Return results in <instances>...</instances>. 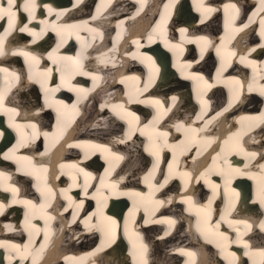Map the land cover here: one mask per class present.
I'll list each match as a JSON object with an SVG mask.
<instances>
[{
    "label": "bare ground",
    "instance_id": "bare-ground-1",
    "mask_svg": "<svg viewBox=\"0 0 264 264\" xmlns=\"http://www.w3.org/2000/svg\"><path fill=\"white\" fill-rule=\"evenodd\" d=\"M58 1H62L63 9L51 5L48 14L52 16H42L39 13L41 9L49 6L38 2L35 18L30 17L31 21L26 22L29 15L20 14L23 0H18V16H25V19L16 21L12 35L20 40L12 47L6 46L9 52L0 61V68L8 70L7 73L0 72V91L4 92V105L0 110L4 116L0 118V139L5 135L6 140L13 134L5 142V148L0 145V173H3L0 176V204L4 205L0 211V264H21V255L25 251L30 255L23 260V264H33V258L35 264H260L261 261L264 264V257L251 254L264 250V230L260 228L261 222H264V204L261 203L264 198L261 193V186L264 185V170L261 169L264 165V36L261 35L264 32L261 26L264 4L261 0H217L219 4L213 6L204 5L209 0H188V3L183 0L189 7L179 6L180 16H197L198 20L200 16L201 22L210 14L220 15L223 19L221 24L213 19L206 24L207 27L215 25L214 32L222 31L219 36L210 30L196 32L189 26L182 27L177 18H171L172 9L179 0H167L162 6L164 0H127L126 3L123 0H114V3L102 0L103 9L112 6L117 11L97 10L90 14L93 17L89 16V8L80 4L81 0H71L70 7L69 0ZM214 1L210 0V3ZM144 4L146 8L143 11ZM85 8L87 19L74 16ZM56 9L59 12L55 16ZM204 9L213 11L205 13ZM63 14L66 16L62 19ZM244 16L249 17L239 19ZM6 22V19L1 20L0 27L3 28ZM110 25H114L113 29L109 28ZM25 26L31 31L19 30ZM12 29L3 35L4 39L10 36ZM181 29L186 31L181 33ZM32 32L40 35L34 36ZM43 36L47 39L55 36L56 43L48 44ZM200 37L207 39L199 40ZM217 38L220 40L218 43ZM12 42L14 39H11ZM67 42L74 49L66 45ZM89 45L96 46L98 53L88 55L85 48ZM193 46H196V52L192 55ZM217 49L221 50L218 52ZM22 52L37 57L39 64L35 65ZM167 52L172 61L164 60ZM50 53L52 59H49ZM222 53L224 56H221ZM88 56L95 58L94 63H101L102 67L94 65L96 71L89 70L86 65ZM60 57L71 59L59 60ZM146 57L152 59L147 60ZM223 58L227 62L235 60L240 66L235 67V72L224 74L227 65L219 64L218 67L215 64V60L222 62ZM19 60L27 64V69L17 65ZM48 60L49 66L45 64ZM45 69H52L50 75L56 72L58 76L64 69L60 89L69 92L73 102L57 103L63 96L59 91L56 97V92L48 94L46 103L39 75ZM80 74L91 84L77 80ZM193 75L204 79H192ZM50 78L49 82L46 81L47 88L61 85L62 76L58 80L54 76ZM184 81L192 82V95ZM195 82L202 84L195 88ZM119 85L125 88L122 98L118 92L123 89ZM77 86L84 91L73 90L78 89ZM92 91L95 95L91 96ZM173 97L176 99L173 100ZM154 101L160 103L155 104ZM49 104L52 106L49 107ZM73 105H76L75 109ZM120 105H123L122 109L118 107ZM209 106L212 107L210 111ZM12 108L16 109V114L7 111ZM67 111L80 112L81 120H77L75 126L66 132L65 128L75 118L61 122L58 115ZM126 113H133L138 121L133 117L127 118ZM167 114L172 117L163 121ZM55 115V122L43 123V117L51 119ZM129 120H133L131 129L126 128ZM124 124L126 127H123ZM29 125L36 127L33 129ZM182 125L201 130L197 140L190 135L186 140L172 141L171 127L173 131L183 133ZM60 131H65L68 136L67 145L60 150L65 154L49 160L53 154L51 146ZM136 132L141 136L140 140L136 135L134 137ZM91 137L96 141L94 144L79 142ZM241 137L245 140L237 141ZM167 140L169 146L181 148V154L190 153L191 146H198L193 148L191 158L194 168L208 163L206 167L193 171L199 176L193 179L190 187H187L188 176L180 177L181 171L178 174L169 171L170 175L165 177L167 184L161 178L151 181L155 173L145 183V177L137 171L139 165L147 169L153 163L148 168V176L157 162L162 164L160 148ZM218 141L222 143L221 150L217 148ZM211 147L215 148V153L210 150ZM91 149H98L99 154L87 165L84 159L88 156H84V150ZM203 150L207 152L203 161L193 165L194 159ZM27 152H30L29 159H22ZM153 152H158V156ZM252 153L256 154L255 157L251 156ZM233 154L236 158L231 162L229 158ZM77 157L79 159L74 162L69 161ZM5 160L15 165L14 173ZM108 161L111 164L123 161L122 168H119L117 178H109L110 172L106 174L107 187H100L101 195L98 196L100 192H97L98 188L94 189L93 183L103 177H99L100 174L94 170ZM209 165L215 169L212 173L219 178L207 173L205 169ZM165 169H158V172L169 170L168 167ZM234 169H239V173ZM57 171L59 174H56ZM85 172L90 176L86 178ZM69 174L77 175L74 192L71 187L64 188L66 175ZM48 177L51 179L47 180ZM178 177L177 186L175 181ZM71 178L68 180L72 181ZM113 184L117 185L116 192L129 195H114L110 187ZM161 184L164 187L161 188ZM11 189L17 191L13 193ZM35 193L39 194L40 201L36 200ZM134 193L141 196L136 197L132 195ZM189 197L191 204L185 202ZM14 200L31 201L32 204L13 203ZM157 206L161 208L158 216L155 215ZM9 207L15 212L12 218L4 212ZM202 208L210 218H205V214L200 212ZM100 209L104 216L118 222L119 227L111 237L101 231ZM148 209L151 213L146 214ZM21 213L22 217L17 215ZM168 220L175 223L169 224ZM117 231L122 233L121 238H117ZM238 233L239 239L247 242L248 248L236 242ZM36 238L37 242L40 241L39 247L35 246ZM172 239L174 242L170 243ZM123 243L125 248L120 246L116 249ZM141 244L146 245V249ZM12 245H19L20 251L17 252ZM161 246L164 248L159 250ZM224 246H227L226 251ZM228 253H235V259Z\"/></svg>",
    "mask_w": 264,
    "mask_h": 264
},
{
    "label": "snow or ice",
    "instance_id": "snow-or-ice-1",
    "mask_svg": "<svg viewBox=\"0 0 264 264\" xmlns=\"http://www.w3.org/2000/svg\"><path fill=\"white\" fill-rule=\"evenodd\" d=\"M261 4H264V0H261ZM36 7H37L36 0H23V11L28 13L29 17H31L32 19L35 18L34 17V11H35ZM231 7L235 8V5H231ZM19 9H20V4L18 3V0H0V20H5L6 19L7 23H8V29H5V33H7L9 31V29H12V28L15 27L16 19H17L18 14H19ZM198 10H200V9L198 8ZM49 11H51V9ZM204 11L211 12L213 10L212 9H204ZM93 19H95V17ZM261 26L264 27V20H261ZM19 30L21 32L31 31L30 29L27 28V26H25L23 28H20ZM180 31H181V33H184L186 31V29H181ZM32 34L34 36H39L40 35L39 33H36V32H32ZM261 35L264 36V32H262ZM149 39H151V37ZM206 39H207L206 37H200L199 38V40H204V41H206ZM3 41H4V36L0 35V55L3 54ZM57 47H59V45ZM55 51H56V49L53 50V52H55ZM202 52H203V49H202ZM21 54L24 55L25 57H30L31 61H33L35 65L39 64V59L37 57H35V56H31L30 53L22 52ZM49 59H52V54L51 53L49 54ZM65 59H71V58H65V57H60L59 58V60H65ZM146 59L147 60H151L152 58L151 57H146ZM53 63H57V60H53ZM74 63L78 64L79 62L78 61H74ZM153 65H154V62H153ZM188 67H191V65H188ZM65 68H67V66H65ZM61 71H62V83H61V85H58L57 87L51 88V89L46 87V80L50 76V74L52 72V69H45L44 72L39 73V75L43 78V79H41L40 83H41V86L45 89L46 103H47V95L59 91L60 87L63 86V71H64V69H62ZM0 72L7 73L8 70L5 69V68H0ZM84 74L88 75V73H84ZM217 74L219 75V70H218ZM11 75L14 76L15 74L12 73ZM29 78L31 79L32 77L30 76ZM191 78L192 79H197V80H203L204 79L202 76H196V75H193ZM93 79L95 80L96 77H93ZM7 80H8V77L6 75L5 76V81L7 82ZM205 83H207V81H205ZM237 83H239V82L237 81ZM208 87H211V85H208ZM73 90L78 91V92L84 91L83 89H73ZM175 99L176 98L173 97V100H175ZM57 103L63 104L62 101H59ZM154 103L155 104H159L160 102L159 101H154ZM3 105H4V92L0 91V110L3 109ZM48 106L51 107L52 105L49 104ZM64 107L66 108L67 105H64ZM72 107H73V109H75L76 105H73ZM118 107H120L122 109L123 105H120ZM7 111H9L10 113L16 114V109H14V108L8 109ZM126 117H133L137 121L139 119L138 117H134L133 113H126ZM126 117L122 116L121 118H126ZM128 122H129V126H130V129H131L132 120H129ZM16 127H21V126L16 125ZM29 127L35 129L36 126L35 125H29ZM45 135H47V133H45ZM161 135L166 136L167 134L166 133H162ZM130 137H131V130L129 132V138ZM150 139H151V137H150ZM79 146L80 145H77V147H79ZM152 154L158 156V152H153ZM255 155H256L255 153L251 154L252 157H255ZM22 159L27 160L29 158L23 157ZM118 159H122V157H118ZM157 166H158V162H157V165H154L153 172L149 173V175L144 178L145 179V183H148L150 178L152 176H154L155 168ZM61 167H65V166L61 165ZM71 167L75 168V167H78V166L77 165H71ZM169 167L171 168V165ZM261 169L264 170V165H261ZM79 171L83 172L84 170L83 169H79ZM233 171L236 172V173H239L240 170L239 169H234ZM221 174H223V173H221ZM84 175L87 178L88 176H90V173H86L85 172ZM185 175H187V174H185ZM0 176H3V173H0ZM75 179H76V177H73L74 181H75ZM262 179H264V178H262ZM226 182H227V177H226ZM167 183H168V180L165 179L164 184H167ZM85 184H86L85 192L87 193V180L85 181ZM164 184H161L160 187L161 188L164 187ZM101 185L105 186L103 179L101 180ZM105 187H107V186H105ZM110 187L113 189V194L114 195H129V193H125V192H116L115 189H116L117 185H115V184L111 185ZM150 187H153V186L150 185ZM213 187H218V186H213ZM11 190L13 191V193H15L17 191L16 189H11ZM49 191H51V190H49ZM97 192L99 193L100 190L97 189ZM261 193H262V197H264V185L261 186ZM132 195H134L136 197H140L141 196L140 193H134ZM69 199H71V198L69 197ZM104 199L106 200L107 197H104ZM17 202L25 203V204H32L31 201H16V200L13 201V203H17ZM185 202L191 204V197H189L187 199V201H185ZM158 203L162 204L163 201H159ZM209 203H211V201H209ZM261 203L264 204V198L261 199ZM32 207H35V205H32ZM3 208H4V205L0 204V211H2ZM65 211H67V209H65ZM99 212H100V216H101V225H100L101 231L105 232L106 235L111 237L114 234L115 229L119 227L118 222L115 219H113L112 217L104 216L103 212H102V209H100ZM200 212H203L205 214V218H210L209 214L207 213V211L205 209H203V208L200 209ZM221 219H224V217H221ZM89 220H91V217H89ZM167 222L169 224H174L175 223L174 220H168ZM93 226H95V225H93ZM248 227H250V226H248ZM260 228L262 230H264V222H261ZM38 231L39 230H37V232ZM125 231H127V226H125ZM219 235L222 236L224 239H227V237H224L223 233H220ZM45 239H47V235H45ZM236 242L237 243H243L244 247H246V248L249 247L247 242L241 241L239 239V233H238V238H237ZM12 247L17 252L20 251V246L19 245H12ZM24 247H25V249H27L28 246L25 245ZM141 247L146 249L147 246L141 244ZM224 247H225V251H226L227 246H224ZM41 248H43V245L41 246ZM180 251L183 252V250H180ZM247 254H249V253H246V255ZM251 254H253V255H257L258 254L259 256L264 257V250H261L258 253H251ZM29 255H30V253L27 252V251H25L21 255V264H23V260L27 259ZM187 255L191 256V255H194V253H187ZM228 255H230L233 259H235V253H228ZM33 264H35V258H33Z\"/></svg>",
    "mask_w": 264,
    "mask_h": 264
},
{
    "label": "rangeland",
    "instance_id": "rangeland-1",
    "mask_svg": "<svg viewBox=\"0 0 264 264\" xmlns=\"http://www.w3.org/2000/svg\"><path fill=\"white\" fill-rule=\"evenodd\" d=\"M208 62V61H207ZM205 67V66H204ZM209 67H211V64H210V66ZM213 67V66H212ZM176 83V82H175ZM177 84V83H176ZM178 85V84H177ZM109 128H111L112 129V126H111V124H110V127ZM101 132H105V131H101ZM100 134H103V133H100ZM91 240H93V239H91ZM170 241V243L171 242H174L173 241V239L172 240H169ZM167 245V244H166ZM164 248V246H161L160 248H159V250H162Z\"/></svg>",
    "mask_w": 264,
    "mask_h": 264
}]
</instances>
